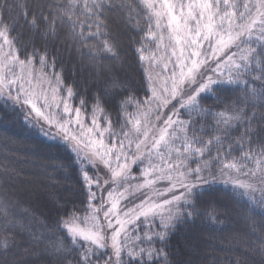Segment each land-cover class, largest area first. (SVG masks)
Here are the masks:
<instances>
[{"label":"snow or ice","instance_id":"1","mask_svg":"<svg viewBox=\"0 0 264 264\" xmlns=\"http://www.w3.org/2000/svg\"><path fill=\"white\" fill-rule=\"evenodd\" d=\"M113 17L143 34L135 90L115 71ZM21 19L41 46L12 36ZM61 39L108 73L95 93L64 73L49 48ZM0 98L58 129L78 177L55 198L62 235L33 231L23 247L18 173L0 166V264H210L171 238L222 222L220 182L243 190L253 232L259 209L249 251L264 264V112L252 111L264 109V0H0Z\"/></svg>","mask_w":264,"mask_h":264},{"label":"trees","instance_id":"2","mask_svg":"<svg viewBox=\"0 0 264 264\" xmlns=\"http://www.w3.org/2000/svg\"><path fill=\"white\" fill-rule=\"evenodd\" d=\"M28 3L31 5L32 0ZM111 31L119 43L121 55L115 71L135 90L140 87L141 78L135 49L140 46L143 34L126 28L116 17L111 21ZM17 35L26 41L35 40L37 46H41L40 38L29 35L22 19L12 33V36ZM49 48L56 51L64 73L80 85L82 93L91 95L103 87L108 73L98 72L89 66L70 43L61 39L50 43ZM204 104L214 105V101L208 98ZM256 104L252 111L259 117L264 109L259 106V101ZM117 106L118 100L107 106V112L114 121L117 119ZM26 114V108L21 109L11 102L6 104L0 98V166L7 165L18 173L11 184V194L13 200L18 201L16 212L21 225L15 240L23 247L27 246L29 234L33 231L53 241L62 235L60 231L53 230L55 198L70 186L78 187V177L73 174L70 163L73 154L64 140L53 137L43 121L37 122L33 114L26 119ZM193 118L198 119L195 115ZM216 188V207L222 213V222L209 225L197 221L193 231L184 230L174 235L171 246L181 248L185 238L190 237L198 246L199 258L207 259L210 264H236L238 259L240 264H245L244 257H248V264H259L260 257L249 251L253 242H259V209L253 210L256 220V231L253 232L251 220L246 219L244 211L252 206L246 196L239 195L243 190L222 182ZM0 239H3L2 233Z\"/></svg>","mask_w":264,"mask_h":264},{"label":"rangeland","instance_id":"3","mask_svg":"<svg viewBox=\"0 0 264 264\" xmlns=\"http://www.w3.org/2000/svg\"><path fill=\"white\" fill-rule=\"evenodd\" d=\"M35 116V114H33ZM46 125V124H45ZM47 129L50 131V134L53 136V137H56V138H62L61 135H58V129L53 127V128H49L47 125H46ZM34 192V191H33ZM33 194V193H32Z\"/></svg>","mask_w":264,"mask_h":264}]
</instances>
